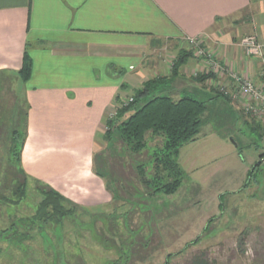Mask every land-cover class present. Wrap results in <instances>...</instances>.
<instances>
[{
	"label": "rangeland",
	"instance_id": "rangeland-1",
	"mask_svg": "<svg viewBox=\"0 0 264 264\" xmlns=\"http://www.w3.org/2000/svg\"><path fill=\"white\" fill-rule=\"evenodd\" d=\"M197 42L182 39L170 62L186 52L189 58L201 56L208 71L194 67L191 76L174 79L171 67L169 75L151 78H163L153 94L206 100L195 139L184 143L176 157L182 171L178 190L153 194L141 181L152 174L151 155L161 146L160 138L147 133L146 147L131 152L115 136L106 140L105 126L92 167L106 197L98 203L65 197L71 212L63 215L50 205L45 217L37 214L44 187L24 176L16 159L26 123L23 82L15 74L1 78L0 264H194V258L206 264H264V160L255 165L264 158V124L246 111L253 104L249 97L232 99V75L223 67L213 71L203 39ZM133 90H119L114 112Z\"/></svg>",
	"mask_w": 264,
	"mask_h": 264
},
{
	"label": "crops",
	"instance_id": "crops-1",
	"mask_svg": "<svg viewBox=\"0 0 264 264\" xmlns=\"http://www.w3.org/2000/svg\"><path fill=\"white\" fill-rule=\"evenodd\" d=\"M245 34L264 42V0H0V80L20 70L25 51L32 61L20 80V169L70 201L105 198L92 160L119 90L169 75L178 43L190 38L203 39L219 67L258 81L262 62L237 45ZM197 56L177 75L208 71Z\"/></svg>",
	"mask_w": 264,
	"mask_h": 264
},
{
	"label": "trees",
	"instance_id": "trees-1",
	"mask_svg": "<svg viewBox=\"0 0 264 264\" xmlns=\"http://www.w3.org/2000/svg\"><path fill=\"white\" fill-rule=\"evenodd\" d=\"M189 57V53H179L172 64V78L177 75L178 69L186 63ZM31 69L32 61L27 51H25L22 66L15 75L22 81H26L30 77ZM204 77L206 78V76ZM202 79L203 76L198 78V80ZM161 80L163 78H153L143 82L139 88L134 89L133 96L130 97L131 100L116 108L114 118L111 116L106 120L105 126L107 130H105L103 137L108 140L115 136L114 138L121 140L131 152H139L146 147L145 135L147 133L160 138L161 146L155 148L151 155V176L147 178L144 175L142 166H139V171L144 175L141 179L142 183L151 190V193L169 195L175 193L181 184L182 171L176 161L179 149L184 143L195 139L200 125L203 123L206 100H200L191 95H183L178 100H173L168 95L153 94ZM219 94L223 95L220 92ZM212 98L210 97L207 100ZM223 98L228 101L226 96ZM12 132L16 134L15 129ZM24 136L25 133L19 143V151L16 158L18 164ZM21 172L24 174L22 170ZM253 172L254 168L248 172L247 183L250 181ZM24 176L26 175L24 174ZM38 183L44 187L41 191L44 199L37 207L39 217H45L44 211L46 206L49 205L53 210L61 211V215L71 212L69 207H65V202L71 203L70 201L47 184ZM25 185L26 182L21 186L20 197L25 194ZM193 263L206 264L204 260H198L197 258H194Z\"/></svg>",
	"mask_w": 264,
	"mask_h": 264
},
{
	"label": "built area",
	"instance_id": "built-area-1",
	"mask_svg": "<svg viewBox=\"0 0 264 264\" xmlns=\"http://www.w3.org/2000/svg\"><path fill=\"white\" fill-rule=\"evenodd\" d=\"M189 43L192 45L197 44L198 39H187ZM237 45L244 52V54L256 58L258 60H262L264 62V42H260L254 34H248L240 38L237 42ZM202 50V49H201ZM206 57L209 58L211 65L213 66V71H220L221 67L216 65L211 58V54L206 52ZM224 69V68H223ZM231 76L232 82V99H240L244 96L249 97L253 104L247 106V112L250 115L260 122L264 124V69L261 71V79L255 81L251 78L244 77L238 73L228 71ZM232 73V74H231ZM223 93H227V90L223 88L220 89ZM131 98L128 99L130 101ZM126 103L123 101L124 104ZM115 112L112 114L114 115ZM110 115V117L112 116Z\"/></svg>",
	"mask_w": 264,
	"mask_h": 264
},
{
	"label": "water",
	"instance_id": "water-1",
	"mask_svg": "<svg viewBox=\"0 0 264 264\" xmlns=\"http://www.w3.org/2000/svg\"><path fill=\"white\" fill-rule=\"evenodd\" d=\"M264 160V158L263 159H260L258 162H256V164L255 165H257V164H260L261 163V161H263ZM255 165L251 168V171L253 170V168L255 167ZM221 195V194H220ZM220 197V196H219Z\"/></svg>",
	"mask_w": 264,
	"mask_h": 264
}]
</instances>
